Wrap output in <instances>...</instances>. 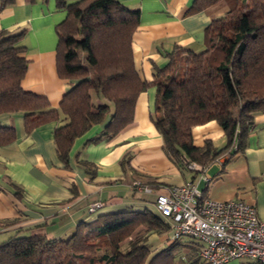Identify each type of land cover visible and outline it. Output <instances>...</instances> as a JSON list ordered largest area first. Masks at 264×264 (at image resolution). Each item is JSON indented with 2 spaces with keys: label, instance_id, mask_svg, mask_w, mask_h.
Here are the masks:
<instances>
[{
  "label": "trees",
  "instance_id": "1",
  "mask_svg": "<svg viewBox=\"0 0 264 264\" xmlns=\"http://www.w3.org/2000/svg\"><path fill=\"white\" fill-rule=\"evenodd\" d=\"M14 0H0L1 5ZM219 0H194L190 11ZM66 10L56 26V68L60 77L74 79L58 107L45 96L21 86L28 60L20 43L26 29L0 30V112L23 111L27 130L66 115L54 129L58 158L67 163L74 139L110 116L100 136L116 134L133 120L140 92L156 88L153 124L162 136L163 150L180 168L184 160L206 166L219 155L244 149L254 116L264 111V0H232L228 10L204 31V48L195 52L176 48L153 80L140 78L134 62L132 37L139 10L118 0H56ZM101 97L98 103L94 99ZM216 120L225 143L206 139L193 143L194 125ZM14 137L0 126V143ZM14 195L20 197L16 185ZM167 226L151 211L124 210L81 222L68 237L44 234L10 236L0 242V264H171L176 243L150 256L146 234ZM195 237L181 235L175 240ZM199 245L188 258L199 259ZM208 264V263H207Z\"/></svg>",
  "mask_w": 264,
  "mask_h": 264
},
{
  "label": "crops",
  "instance_id": "2",
  "mask_svg": "<svg viewBox=\"0 0 264 264\" xmlns=\"http://www.w3.org/2000/svg\"><path fill=\"white\" fill-rule=\"evenodd\" d=\"M118 1L139 10V25L132 37L133 62L140 78L148 81L153 80L157 69L166 66L176 48L201 51L206 27L232 3L219 0L190 11L194 0ZM65 16L66 10L58 8L56 0L0 4V30L26 29L20 43L28 63L21 86L45 96L51 107H58L63 94L76 82L60 77L56 68V26ZM155 92L152 85L139 93L133 120L116 134L91 141L103 132L110 118L107 116L76 137L67 163L58 158L53 138L54 129L67 122L65 114L27 130L23 111L0 112V126L11 127L14 132L10 141L0 143V242L29 233L63 239L79 223L98 215L148 210L167 226L146 234L150 256L176 243L171 264H207L199 254L198 261L188 258L200 241L175 240L168 221L154 207L158 194L187 179H193L213 199L237 198L254 205L258 217L264 219V111L255 114L242 151L232 156L224 152L218 156L219 162L211 161L199 173L180 169L164 152L162 136L151 118ZM191 134L197 146L206 139L219 147L225 143L216 120L194 125ZM14 185L20 197L14 195ZM94 201L102 205L88 212V205ZM248 261L238 258L226 264Z\"/></svg>",
  "mask_w": 264,
  "mask_h": 264
},
{
  "label": "built area",
  "instance_id": "3",
  "mask_svg": "<svg viewBox=\"0 0 264 264\" xmlns=\"http://www.w3.org/2000/svg\"><path fill=\"white\" fill-rule=\"evenodd\" d=\"M219 162V158L213 159ZM186 168L202 173L203 165L184 160ZM204 178H206L203 175ZM102 205L94 201L93 212ZM158 214L168 221L174 239L189 235L200 241V257L208 264H226L246 258L245 264H264V219L254 205L241 199L216 200L193 179L171 186L154 201Z\"/></svg>",
  "mask_w": 264,
  "mask_h": 264
},
{
  "label": "rangeland",
  "instance_id": "4",
  "mask_svg": "<svg viewBox=\"0 0 264 264\" xmlns=\"http://www.w3.org/2000/svg\"><path fill=\"white\" fill-rule=\"evenodd\" d=\"M100 101H103V99H102L101 97H97V98L94 99V102H95V103H98V102H100Z\"/></svg>",
  "mask_w": 264,
  "mask_h": 264
}]
</instances>
